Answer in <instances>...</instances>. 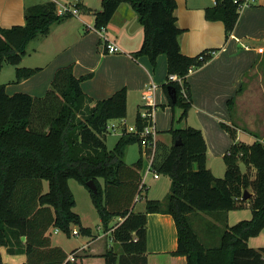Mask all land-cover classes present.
Here are the masks:
<instances>
[{"label":"trees","instance_id":"trees-1","mask_svg":"<svg viewBox=\"0 0 264 264\" xmlns=\"http://www.w3.org/2000/svg\"><path fill=\"white\" fill-rule=\"evenodd\" d=\"M123 4L132 8L144 29L142 47L134 56H147L156 66L158 57L166 55L168 77L176 74L184 78L187 98L178 82H168L165 88L167 93L168 88L176 90V102L170 99V105L173 109L183 108L181 119L186 118L192 104L186 77L210 61L213 54L204 51L200 55L205 58L200 60V55L182 53L179 38L183 30L177 24L176 0H102L95 27H107ZM239 13L234 0H217L206 10V19L223 22L228 38ZM67 16H59L56 3L48 2L27 8L25 25L0 27V70L4 63L17 66L16 83L32 77L39 69L18 66L29 44L47 35ZM89 78L91 75L76 77L71 68H63L44 99L23 92L10 95L6 85H0V264H7L3 248L10 255H26L27 264L66 262L68 255L53 245L51 230L70 234L74 226L81 227V219L74 212L76 201L70 179L90 191L106 231L112 229L113 220L123 219L112 229L122 254L109 249L106 264H148L149 214L174 218L178 249L173 254L187 257L188 264H264V247L255 249L248 244L264 230V143L236 142L237 132L222 124L235 143L224 156L225 176L216 178L207 166V143L202 131L172 128L169 155L161 165L152 167L171 177V193L165 201L148 200L145 211L135 213V199L144 193L142 159L128 165L125 157L129 145H141L140 133L149 122L140 112L135 123L137 133L123 130L115 147L108 150L110 122L127 117V90L121 89L92 105L94 100L81 86ZM233 104L232 99L230 109ZM179 139L182 144L176 146ZM240 164L248 171L242 172ZM90 181L95 182L97 193L87 186ZM248 189H252V196L246 200L244 192ZM246 201L252 202L253 217L227 226L218 244L212 243V238L204 245L194 228L198 216L203 213L220 219L223 216L215 213H228ZM82 233L92 232L82 228Z\"/></svg>","mask_w":264,"mask_h":264},{"label":"crops","instance_id":"crops-1","mask_svg":"<svg viewBox=\"0 0 264 264\" xmlns=\"http://www.w3.org/2000/svg\"><path fill=\"white\" fill-rule=\"evenodd\" d=\"M48 2L77 6L79 16L69 14L55 23L47 35L39 36L29 44L27 53L29 47H32L37 59L32 64L24 63L33 68H23L39 70L32 77L17 83L13 94L27 92L34 98L44 99L52 89L58 71L71 68L76 77L91 75L81 86L83 92L94 100L92 105L126 89L128 112L124 121L127 123L129 117L133 116L135 125L137 115L144 111L143 92L150 84L156 83L153 102L156 106L155 128L160 131V116L164 115L168 117L164 132L171 135L172 120L177 110L170 105V97L165 88L168 83V58L160 55L154 66L147 56H134L142 47L144 29L132 8L126 4L121 5L106 27L109 39L120 49L116 53L108 52L96 31L86 29L88 25H95L96 15L102 10V0H0V27L9 29L25 25L26 9ZM176 3L177 24L183 30L179 38L182 53L196 57L207 50L216 52L210 61L193 69L186 77L192 97L191 109L185 118L186 127H193L190 125L192 118L197 122L207 143V166L213 173L211 165L214 161L224 159L235 143L222 124L237 132L236 142H244L243 136H247V144L255 141L264 143V102L261 103L262 121L258 129V118L255 119L254 115L257 111L252 103L255 99L251 94L256 80H264V51H260L264 50V0H252L248 7L240 11L238 23L228 38L223 22L206 19V10L215 6L214 1L176 0ZM245 97L250 104L242 113ZM232 99L234 104L230 109L229 101ZM171 144L173 139L170 145H165L171 148ZM149 166L140 170L142 177L148 176ZM198 217L202 219L203 216ZM116 225L112 222L110 228ZM112 229L105 230L103 235L93 236L83 249H75L71 255L62 246L53 245L67 253L68 258L64 264H78L77 257L106 264L105 254L109 249L118 255L122 254L120 243L112 237ZM105 238H110L113 246L111 243L100 244ZM207 238L212 239L210 235ZM177 249L178 231L174 218L168 214H149L148 264H188L187 257L173 254ZM71 256H74V260ZM2 257L7 264H15L16 259L21 264H27L26 255H10L6 248L2 249Z\"/></svg>","mask_w":264,"mask_h":264},{"label":"rangeland","instance_id":"rangeland-1","mask_svg":"<svg viewBox=\"0 0 264 264\" xmlns=\"http://www.w3.org/2000/svg\"><path fill=\"white\" fill-rule=\"evenodd\" d=\"M94 1V0H93ZM83 27V26H82ZM85 29V27H84ZM87 29V27H86ZM32 47H29V52L23 57L22 62L18 65L19 67H31L25 64H32L36 61L37 57L36 55L33 54ZM25 63V64H24ZM16 68L17 66L9 63H4L2 69L0 70V85H6L9 89L7 90L9 94H13L16 91ZM33 68V67H31ZM26 87V86H25ZM27 87H30V85ZM263 87V88H262ZM252 90V98L255 99L254 103L255 104V110L257 111L255 115V119L258 118L257 120V127L260 124V121H262V116H261V103L264 102L263 100V95H264V80H256L255 84H253ZM19 93V92H18ZM27 93V92H23ZM246 99L242 103V113L245 112L249 108V102ZM176 108V114L174 115L173 118V128L176 129H184L186 127L185 120L187 119H182L180 120L181 115V110L184 112V109L177 106ZM134 112V110H133ZM164 115L160 116V126L157 131V139H156V153L153 158L154 166H159L162 164V162L165 160V158L169 155L170 153V146L166 147L165 144L170 145L173 136L167 135V133L164 132V127H166V122L168 120V117ZM134 117L131 116L129 117V120L127 123L129 127L134 126ZM170 121V119H169ZM118 121H112L110 123V127L112 125H117ZM190 125L193 127L199 128L197 122L192 118L190 120ZM162 129V131H161ZM259 129V127H258ZM122 134L120 128H117L116 130L110 129L109 134H107L106 137V144L108 150H112L117 141L120 138V135ZM244 142L249 143V138L247 136H243ZM172 145V144H171ZM142 159V170L146 169L151 160H152V147H142L139 143H134L129 145L127 148V153L125 157V162L128 165H132L136 163L139 159ZM213 165H211L213 169V174L216 178H223L225 176L226 172V165L224 162V159L214 161ZM242 172H247V168L245 167L244 164H240ZM155 170V169H154ZM156 171V170H155ZM152 171L148 174V176L145 178V191L142 194V198L136 202L132 208V210L135 213L143 212L145 211L146 208V203L148 200H160V201H165L168 196L171 193V185H172V179L168 175L160 174L159 172ZM159 175L160 179H155V174ZM253 174L254 171H253ZM143 179V180H144ZM102 184H103V180ZM69 187L74 195L76 205L74 208V212H76L80 219H81V227L76 225L73 227L71 233H66L64 231L59 230L57 232V229H52L51 230V236H52V242L54 245L62 246L69 255L73 253L75 249H83V247L87 244V242L91 241L93 236H97L98 234H104V227L99 215V212L93 202L92 195L90 191L81 183H79L76 179H70L69 180ZM250 193H252V189H248ZM252 202L246 201L241 204V206L237 209H234L230 212H221V213H215V214H221L223 217L220 219H217L216 215L212 216V219L210 218V215L207 214H202V219H194V228L197 231L202 243L204 245H208V235H211L213 238L212 243H219L221 234L225 230L227 226H233L236 225L237 223L243 221V220H250L253 217V212L251 208ZM215 216V217H214ZM119 222V218L113 220V224H117ZM208 222H212L214 224H208ZM82 228L85 229H90L91 230V235L89 234H84L82 233ZM79 234V235H77ZM103 244H110V238H105V240H101ZM113 243H111L112 245ZM249 246L252 248H261L264 247V230L259 234L254 237H252L249 242ZM214 245V244H213ZM216 245V244H215ZM113 246V245H112ZM77 262L78 264H99L98 261L91 259L89 261L85 260L84 257H77ZM15 264H21V261L16 259Z\"/></svg>","mask_w":264,"mask_h":264},{"label":"built area","instance_id":"built-area-1","mask_svg":"<svg viewBox=\"0 0 264 264\" xmlns=\"http://www.w3.org/2000/svg\"><path fill=\"white\" fill-rule=\"evenodd\" d=\"M215 2V4L217 3V0H212ZM252 0H234L235 4H238V9L239 12L244 9L245 7H248L250 5V2ZM57 14L59 16H63V15H74V16H79V9L77 8V6H68V5H61L58 4L57 5ZM87 28L89 30H93L96 31L100 37L101 40L105 46V48L108 50L109 53H116L119 52L120 49L118 46H116L114 43L111 42V40L109 39L107 33H106V27H103L102 29H97L94 26L88 25ZM261 52H263V49H260ZM215 51H211V54H213V56L215 55ZM205 58L204 55H200L199 59L203 60ZM184 78L183 77H179L176 74H172L168 77V82H178L180 84V86L182 87L183 90V94L184 97L187 98V92H186V88L184 86L185 82H184ZM157 89V84L156 83H152L148 86V88L143 92L142 95V99L144 101V111H142V116L143 118H146L147 121L149 122V124L144 128V130L140 133V138H141V145L142 147L148 148V147H152L153 149V154H152V160L150 162V166L147 170V173H150L152 171H154L152 169L153 167V158L155 155V148H156V138H157V131L155 128V115H156V106L154 105V95H155V91ZM111 123V122H110ZM117 128H120L121 132H123V130L127 131L128 133H137V128L136 125L129 127L128 124L124 121V120H120L118 121L117 125H112L110 127L109 124V131L110 129L116 130ZM155 178H159V175L156 173ZM144 186V189H143ZM142 189L143 191H145V182L143 181L142 184ZM142 198V195H138L136 197V202H138L140 199ZM58 232V230H57ZM71 259L74 260V256H71Z\"/></svg>","mask_w":264,"mask_h":264},{"label":"water","instance_id":"water-1","mask_svg":"<svg viewBox=\"0 0 264 264\" xmlns=\"http://www.w3.org/2000/svg\"><path fill=\"white\" fill-rule=\"evenodd\" d=\"M168 94L170 99L175 103L176 102V90L174 88H168ZM182 144V141L179 139L176 142V146H180ZM87 186L94 192L97 193L98 192V188L95 184L94 181H90L87 183ZM252 196V194L249 191H245L244 192V199L248 200L250 199V197Z\"/></svg>","mask_w":264,"mask_h":264}]
</instances>
